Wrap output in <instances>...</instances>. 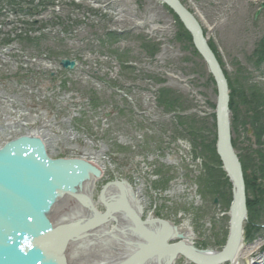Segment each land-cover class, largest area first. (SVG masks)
<instances>
[{
    "label": "rangeland",
    "instance_id": "374dc122",
    "mask_svg": "<svg viewBox=\"0 0 264 264\" xmlns=\"http://www.w3.org/2000/svg\"><path fill=\"white\" fill-rule=\"evenodd\" d=\"M181 1L230 82L232 140L250 187L246 244L259 243L240 264H264V0ZM48 2L69 20L57 30L62 35L21 42L0 24V36L12 41L2 49L0 42L7 54L0 58V124L8 126L0 148L44 132L50 158L102 169L94 190L101 213L103 187L123 180L139 195L143 219L189 228L196 247L222 251L234 193L217 152V87L194 46L180 38L176 15L156 0ZM67 56L90 73L57 66Z\"/></svg>",
    "mask_w": 264,
    "mask_h": 264
},
{
    "label": "water",
    "instance_id": "95a60500",
    "mask_svg": "<svg viewBox=\"0 0 264 264\" xmlns=\"http://www.w3.org/2000/svg\"><path fill=\"white\" fill-rule=\"evenodd\" d=\"M168 6L192 36L195 49L205 61L217 87V152L227 176L232 181L234 198L231 205L230 231L222 251L199 252L195 247L164 235L151 243L154 255L177 254L193 264H222L235 255L248 221L247 196L242 165L232 146L230 88L215 54L204 35L203 27L180 0H157ZM264 8V4L262 5ZM258 15V14H257ZM64 68L75 67L74 62L62 61ZM100 171L89 163L70 159L54 160L44 143L37 138L21 137L0 149V264H67L60 251L45 246L44 241L55 234L48 214L55 202L80 188L92 177L100 178ZM101 174V173H100ZM122 181L107 184L100 193L105 207L101 221L107 222L114 203H127L106 197V188ZM218 200L215 201L217 203ZM141 223V222H140ZM170 231V223L155 220ZM95 225V223H93ZM241 235V236H240ZM48 240V239H47ZM149 250V251H150ZM198 250V251H197ZM208 252V253H207Z\"/></svg>",
    "mask_w": 264,
    "mask_h": 264
},
{
    "label": "bare ground",
    "instance_id": "6f19581e",
    "mask_svg": "<svg viewBox=\"0 0 264 264\" xmlns=\"http://www.w3.org/2000/svg\"><path fill=\"white\" fill-rule=\"evenodd\" d=\"M46 133L54 138L50 132ZM43 135L44 132L33 138L40 139L48 153V144L42 138ZM89 164L100 171L101 178L102 169L95 164ZM97 183V176L92 177L84 188L76 189L55 202L48 214L55 234L52 235V239L48 237V240L44 241L45 246L60 251L65 256L67 264H177L181 259L184 260V264H193L181 255L157 256L151 253L149 249L151 243L164 235L166 238L181 235L182 243L201 251L193 243L194 233L191 229L178 227L170 222V231L169 229L166 231L164 225L154 223L156 219H143V205L139 195L134 192V187L129 183L107 187L105 198L127 203L130 213L125 206L114 203L108 221H101L105 211L101 213L95 201L94 190ZM245 192L247 196L246 186ZM243 229L235 255L222 264H240L241 259H250V254L259 248V243L251 247L246 244L249 241L246 239L245 226Z\"/></svg>",
    "mask_w": 264,
    "mask_h": 264
},
{
    "label": "trees",
    "instance_id": "16d2710c",
    "mask_svg": "<svg viewBox=\"0 0 264 264\" xmlns=\"http://www.w3.org/2000/svg\"><path fill=\"white\" fill-rule=\"evenodd\" d=\"M175 19H177L178 23L180 24V28H181V29H180V30H181V33L179 34V35L181 36L180 38H183V39H184V37H185V38L188 40L189 44L193 46V44H192V37H191L190 34L184 29L183 25L181 24V22H180V20H179V18H178L177 16H175ZM209 45H210L212 51L214 52V54L216 55L218 61L220 62L221 66H222L221 60H220V58L218 57V54H217V52H216V49L213 47V45H212L211 43H209ZM222 68H223V66H222ZM223 69H224V68H223ZM224 72H225V75H226V77H227V73H226L225 70H224ZM227 79H228V77H227ZM213 82H214V80H213ZM228 82H229V80H228ZM229 85H230V82H229ZM233 105H234V104L231 103V109H232ZM215 143H216V133H215V136H214V144H213V147L215 146ZM232 143H233V146H234V141H233V140H232ZM234 148H235V146H234ZM213 151H214V149H213ZM217 160H218V163L221 165L219 158H217ZM242 165H243V169H244V166H245V165H244V164H242ZM245 167H247V165H246ZM210 169L216 170V169H215V166L210 167ZM243 173H244V179H245L246 188H247V195H249V192H248V191H249V188H250V187H249V181H248V179H247V176H246V172H245V170H243ZM231 198H232V196H231V192H230V199H231ZM247 205H248V208L250 209L251 202H249V196H248V200H247ZM252 225H253V224H252ZM246 238H247V239L250 238V236H249V234H248V230H247V228H246Z\"/></svg>",
    "mask_w": 264,
    "mask_h": 264
}]
</instances>
